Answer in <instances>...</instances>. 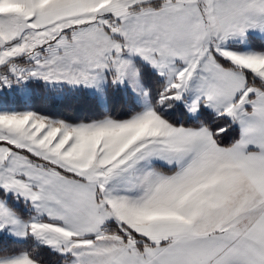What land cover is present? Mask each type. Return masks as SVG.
Here are the masks:
<instances>
[{
  "label": "snow or ice",
  "instance_id": "snow-or-ice-1",
  "mask_svg": "<svg viewBox=\"0 0 264 264\" xmlns=\"http://www.w3.org/2000/svg\"><path fill=\"white\" fill-rule=\"evenodd\" d=\"M0 264H264V0H0Z\"/></svg>",
  "mask_w": 264,
  "mask_h": 264
}]
</instances>
